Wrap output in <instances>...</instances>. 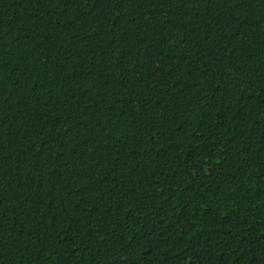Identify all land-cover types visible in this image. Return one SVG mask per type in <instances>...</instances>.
Returning a JSON list of instances; mask_svg holds the SVG:
<instances>
[{
  "label": "trees",
  "instance_id": "trees-1",
  "mask_svg": "<svg viewBox=\"0 0 264 264\" xmlns=\"http://www.w3.org/2000/svg\"><path fill=\"white\" fill-rule=\"evenodd\" d=\"M0 264H264V0H0Z\"/></svg>",
  "mask_w": 264,
  "mask_h": 264
}]
</instances>
